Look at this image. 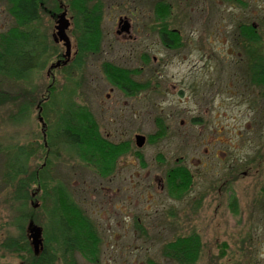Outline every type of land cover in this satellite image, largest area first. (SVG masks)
I'll use <instances>...</instances> for the list:
<instances>
[{"label": "rangeland", "instance_id": "1", "mask_svg": "<svg viewBox=\"0 0 264 264\" xmlns=\"http://www.w3.org/2000/svg\"><path fill=\"white\" fill-rule=\"evenodd\" d=\"M68 1L41 0L40 18L30 26L38 31L39 48L48 52H39L38 68L19 80L0 77V87L15 96V102L0 104V241L19 234L13 185L2 181V151L35 145L39 151L30 170L49 158L56 181L97 229L98 263L78 254L77 264H176L163 256V246L193 232L203 242L197 264H264V88L249 84L235 40L238 22L248 13L264 20V0L248 1V10L220 0H170L173 15L162 24L156 21V0H102L101 51L83 59L79 69L68 11L72 51L63 66L69 69L50 74L58 62L54 46L59 54L66 52L55 42V26ZM124 21L129 33L119 34ZM14 23L0 0V33ZM165 25L180 32L177 47L163 42ZM105 62L139 71L133 79L146 87L130 95L112 85ZM53 80L57 104L70 99L88 107L106 139L130 142L132 152L119 157L110 176H100L64 147L50 157L48 149H40L45 140L37 100L48 95ZM50 121L55 122L53 115ZM159 121L167 133L155 140ZM138 138H144L142 145ZM177 165L194 177L182 199L172 198L166 188V174ZM36 202V226L43 233L48 221L40 199ZM57 257L55 264H65ZM0 264L23 260L0 254Z\"/></svg>", "mask_w": 264, "mask_h": 264}, {"label": "trees", "instance_id": "2", "mask_svg": "<svg viewBox=\"0 0 264 264\" xmlns=\"http://www.w3.org/2000/svg\"><path fill=\"white\" fill-rule=\"evenodd\" d=\"M5 2L8 12L15 19V25L6 32L0 33V77L19 80L38 68L34 62L40 51L43 56L48 54L45 48H39V36L36 34L38 31L30 28L40 18L41 0H5ZM64 9L70 11L73 16V34L77 46L74 66L79 69L83 59L101 51L103 2L102 0H69ZM59 11L61 9H57V12ZM172 12L169 0H156L157 23H166L172 17ZM162 29L166 33V44L171 43L173 47L180 45L181 37L173 29L168 30L166 25L162 26ZM59 53L58 48L54 46L52 55H58V61L64 62V54ZM260 63L262 73L250 78L253 83L264 88V62ZM61 67L63 70L69 69V66ZM50 71L54 74L55 70ZM103 71L112 85L130 95L146 87L137 84L133 79L139 71L126 70L109 62L103 64ZM47 94L40 101L37 100L41 105V115L49 123L47 138L49 147L40 146V149H48L47 154L50 157L53 156L54 149L64 147L100 176H110L115 170L119 157L132 152L130 142L113 143L106 139L88 107L70 99L63 104H57L54 80L48 87ZM11 101L15 102V96L0 87V104ZM26 108L25 106L23 109ZM52 115L55 122L50 121ZM157 126L158 132L152 138L160 140L166 135L167 128L162 121H159ZM38 151L35 145L2 151L5 157L2 181L5 185H13L12 200L16 204L15 210L18 213L19 234L0 241V254L19 257L23 260V264H55L58 255L65 264H77L75 255L78 254L89 262L98 263L100 238L97 229L64 184L56 181V176H53V162L48 158L39 168L30 170V160ZM139 157L142 159L141 156ZM193 180V174L186 166L173 167L166 174L168 194L174 199H182L191 189ZM37 199H40L42 204L39 208L48 221L47 227L43 230L45 239L43 250L39 254L34 252L28 234L29 225H36L35 210L40 205L37 204ZM232 205L236 212L238 209L236 199L233 200ZM202 249L201 236L193 232L176 237L165 244L163 256L176 264H197ZM149 264L158 263L149 261Z\"/></svg>", "mask_w": 264, "mask_h": 264}, {"label": "flooded vegetation", "instance_id": "3", "mask_svg": "<svg viewBox=\"0 0 264 264\" xmlns=\"http://www.w3.org/2000/svg\"><path fill=\"white\" fill-rule=\"evenodd\" d=\"M170 1V0H169ZM226 2L231 7L238 6L242 10H248L250 4L248 1L250 0H220ZM253 4H257L258 0H252ZM170 7L173 9L172 4L169 2ZM236 9V8H234ZM255 11V9H253ZM255 19V18H254ZM179 37L181 34L178 30H173ZM165 36L166 33L164 30L161 31V38L165 43ZM237 44L240 46V50H237L239 55L244 59L246 72L249 77V84L260 87L253 83L252 79L250 78L253 75L261 74V61L264 62V20H253L252 16L247 14L246 18L244 17L243 20L238 22L237 27V37L235 38ZM166 44V43H165ZM264 73V70H263ZM263 88V87H262ZM25 106H23L24 108ZM22 108V109H23ZM38 113H39V121L42 125V132L45 140V147L48 148L49 143H47L48 137V126L47 122L45 121L44 117L41 115V105L38 104L37 106ZM41 117L43 118V122H41Z\"/></svg>", "mask_w": 264, "mask_h": 264}, {"label": "water", "instance_id": "4", "mask_svg": "<svg viewBox=\"0 0 264 264\" xmlns=\"http://www.w3.org/2000/svg\"><path fill=\"white\" fill-rule=\"evenodd\" d=\"M67 10L65 9L61 14L58 15L57 23H56V30L57 33L55 35V42L59 43L62 42L66 48L65 52V61L61 62L58 61L57 63L51 66V69H56L61 67L62 65H66L70 61L71 51H72V42L70 37L67 34V31L71 27V20L67 17ZM130 26L127 21H124L123 24L120 26V30L118 31L119 34L122 33H129ZM41 122H43V118L41 117ZM138 145H142L144 143V138H138ZM28 234L31 240V244L33 247L34 252L40 253L43 250V233L41 227L36 225L30 224L28 227Z\"/></svg>", "mask_w": 264, "mask_h": 264}]
</instances>
